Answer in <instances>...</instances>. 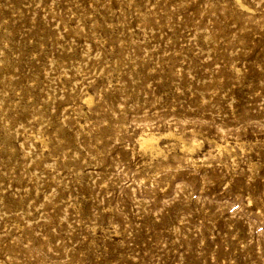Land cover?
Wrapping results in <instances>:
<instances>
[{
    "label": "rangeland",
    "instance_id": "1",
    "mask_svg": "<svg viewBox=\"0 0 264 264\" xmlns=\"http://www.w3.org/2000/svg\"><path fill=\"white\" fill-rule=\"evenodd\" d=\"M0 264H264V0H0Z\"/></svg>",
    "mask_w": 264,
    "mask_h": 264
},
{
    "label": "bare ground",
    "instance_id": "2",
    "mask_svg": "<svg viewBox=\"0 0 264 264\" xmlns=\"http://www.w3.org/2000/svg\"><path fill=\"white\" fill-rule=\"evenodd\" d=\"M89 101V100H88ZM151 132H149V134H146L145 135V133H144V135L142 136V137H140L139 138V140H140V143L139 144H141L142 146H144V147H142L143 149L145 148V147H151V146H153V144H154V141H156V139H157V135L156 136H154V134L155 133H151ZM170 134V133H169ZM171 135V134H170ZM141 145H140V147H141ZM157 145V144H156ZM219 147V146H218ZM140 149V148H139ZM142 150V149H141ZM148 151V150H147ZM158 151V150H157Z\"/></svg>",
    "mask_w": 264,
    "mask_h": 264
}]
</instances>
